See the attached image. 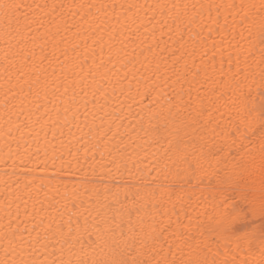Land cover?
Listing matches in <instances>:
<instances>
[{
    "label": "snow or ice",
    "instance_id": "snow-or-ice-1",
    "mask_svg": "<svg viewBox=\"0 0 264 264\" xmlns=\"http://www.w3.org/2000/svg\"><path fill=\"white\" fill-rule=\"evenodd\" d=\"M0 264H264V0H0Z\"/></svg>",
    "mask_w": 264,
    "mask_h": 264
},
{
    "label": "bare ground",
    "instance_id": "bare-ground-1",
    "mask_svg": "<svg viewBox=\"0 0 264 264\" xmlns=\"http://www.w3.org/2000/svg\"><path fill=\"white\" fill-rule=\"evenodd\" d=\"M69 181L72 182L76 179L75 176H70L69 178ZM102 181V178L97 175L94 179H93V183H95L98 187H100L101 189L103 188V183L101 182Z\"/></svg>",
    "mask_w": 264,
    "mask_h": 264
}]
</instances>
